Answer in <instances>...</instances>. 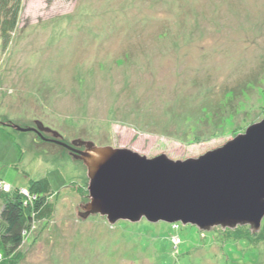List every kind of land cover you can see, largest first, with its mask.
<instances>
[{
	"label": "rangeland",
	"instance_id": "374dc122",
	"mask_svg": "<svg viewBox=\"0 0 264 264\" xmlns=\"http://www.w3.org/2000/svg\"><path fill=\"white\" fill-rule=\"evenodd\" d=\"M11 5L0 0V210L31 180L52 192L18 251L0 241V264H264V218L255 235L78 220L88 179L71 157L80 140L184 161L260 123L264 0H20L5 38Z\"/></svg>",
	"mask_w": 264,
	"mask_h": 264
},
{
	"label": "water",
	"instance_id": "95a60500",
	"mask_svg": "<svg viewBox=\"0 0 264 264\" xmlns=\"http://www.w3.org/2000/svg\"><path fill=\"white\" fill-rule=\"evenodd\" d=\"M38 130L56 132L36 122ZM18 129L17 127H13ZM56 133V134H55ZM72 154L86 169L87 202L78 220L99 215L118 221L181 223L198 232L249 227L260 231L264 218V119L221 147L195 159H151L129 149L95 147L72 141Z\"/></svg>",
	"mask_w": 264,
	"mask_h": 264
},
{
	"label": "trees",
	"instance_id": "16d2710c",
	"mask_svg": "<svg viewBox=\"0 0 264 264\" xmlns=\"http://www.w3.org/2000/svg\"><path fill=\"white\" fill-rule=\"evenodd\" d=\"M15 4L14 8L11 5L6 13L5 26L2 28L5 38H7L6 32L12 31L17 22L20 0H15ZM0 183L3 182L0 181ZM28 187L29 193L25 196L20 195L18 189L5 193L7 196L4 197L0 210V241L7 255L22 247L32 222V215L42 216L45 209L43 196L50 195L52 192L46 178L31 180ZM226 231L223 232L224 235Z\"/></svg>",
	"mask_w": 264,
	"mask_h": 264
},
{
	"label": "built area",
	"instance_id": "2783aa9c",
	"mask_svg": "<svg viewBox=\"0 0 264 264\" xmlns=\"http://www.w3.org/2000/svg\"><path fill=\"white\" fill-rule=\"evenodd\" d=\"M3 189H4V190H7V187L4 186ZM26 195H27V194H26Z\"/></svg>",
	"mask_w": 264,
	"mask_h": 264
},
{
	"label": "flooded vegetation",
	"instance_id": "af4514ba",
	"mask_svg": "<svg viewBox=\"0 0 264 264\" xmlns=\"http://www.w3.org/2000/svg\"><path fill=\"white\" fill-rule=\"evenodd\" d=\"M49 135V133H47ZM51 135V134H50Z\"/></svg>",
	"mask_w": 264,
	"mask_h": 264
}]
</instances>
